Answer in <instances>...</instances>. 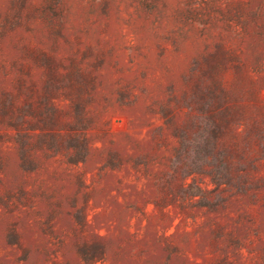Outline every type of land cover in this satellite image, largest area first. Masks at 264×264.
Listing matches in <instances>:
<instances>
[{"label":"rangeland","instance_id":"rangeland-1","mask_svg":"<svg viewBox=\"0 0 264 264\" xmlns=\"http://www.w3.org/2000/svg\"><path fill=\"white\" fill-rule=\"evenodd\" d=\"M0 264H264V0H0Z\"/></svg>","mask_w":264,"mask_h":264}]
</instances>
